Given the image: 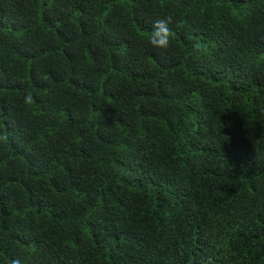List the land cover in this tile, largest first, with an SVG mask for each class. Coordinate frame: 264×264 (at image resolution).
Here are the masks:
<instances>
[{
    "label": "trees",
    "instance_id": "trees-1",
    "mask_svg": "<svg viewBox=\"0 0 264 264\" xmlns=\"http://www.w3.org/2000/svg\"><path fill=\"white\" fill-rule=\"evenodd\" d=\"M0 136V264H264V0H0Z\"/></svg>",
    "mask_w": 264,
    "mask_h": 264
},
{
    "label": "clouds",
    "instance_id": "clouds-1",
    "mask_svg": "<svg viewBox=\"0 0 264 264\" xmlns=\"http://www.w3.org/2000/svg\"><path fill=\"white\" fill-rule=\"evenodd\" d=\"M173 23L171 16H166L154 22L151 31L147 34L146 39L148 43L156 49H163L167 51L170 47L171 41L175 33L169 28V24ZM33 102L31 92L24 96L25 105H30ZM0 139L6 140V136H0ZM13 264H19L18 261H13Z\"/></svg>",
    "mask_w": 264,
    "mask_h": 264
}]
</instances>
